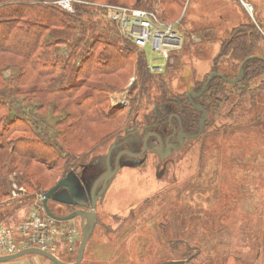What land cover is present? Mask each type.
<instances>
[{
	"label": "rangeland",
	"instance_id": "rangeland-1",
	"mask_svg": "<svg viewBox=\"0 0 264 264\" xmlns=\"http://www.w3.org/2000/svg\"><path fill=\"white\" fill-rule=\"evenodd\" d=\"M47 1L57 6L58 0ZM132 1L71 0L74 12H82V19L73 22V27L86 26L87 37L103 36L115 42L122 38L123 43H118L126 47L124 43L130 41L119 35L118 26L101 16L115 6L137 7ZM245 1L252 4L255 20V14L260 11L258 18L262 25L257 28L263 38L254 52L264 57V25L260 17L264 15V0ZM147 2L155 8H137L157 11L174 8L167 0ZM142 4L146 5V1L142 0ZM179 4L169 20H180L183 16L179 27L182 47L173 53L171 65L150 48L145 49L146 54L136 48L125 69L113 76L123 77L119 79L121 82L116 79L107 82L112 79L107 76L85 80L86 85L73 95V101L70 97L73 90H62L72 84L79 87L82 77L67 80L56 69L50 73L48 66L47 78L44 77L41 85L33 84L38 82L36 76L23 87L30 95L13 96L10 91L17 89L15 84H0L3 86L0 93L9 95L3 100L6 106L2 103L0 107L3 109H0V123L8 125L9 139L22 140L0 147V184L3 191L10 192L9 196L21 186L27 190L24 198L12 202L0 200V223L10 231L9 237L0 238V254L41 246L63 260L74 262L81 241V219L57 221L48 217L43 209L48 188L61 179L65 170L77 164L86 186L109 167L114 168L115 151L110 156L109 149L116 139L134 131L131 127L143 128L149 114L158 118L155 108L166 113L165 119L177 114L176 110L182 113L172 100L186 96L196 83L206 79L213 72L214 60L223 73L234 79L238 77L242 61L227 51L222 55L219 52L232 29L231 19L251 21L241 0H182ZM234 5H240L243 11ZM57 31H51V39L54 36L70 42L80 39L77 27ZM70 42L47 47L44 62H62L63 55L70 50ZM142 53L151 75L145 83L138 70L141 59L143 63ZM117 58L118 63L113 62L115 66L122 60ZM76 63L77 68L79 63ZM16 68L9 71L5 68L0 73L9 81L17 74ZM240 86L244 89L226 84L224 88L231 98L220 106V114L215 108V115L210 113L211 119L206 120L205 131L197 138H186L183 146L166 158L154 152L151 140L146 154H123L117 174L100 184L105 189L96 209L97 223L81 264H164L171 260H189L179 264H264V73L247 78ZM91 88L101 91L104 105L93 104L99 93ZM115 104L119 111H111ZM168 108L174 112L166 111ZM64 109L72 111L74 116L58 125L56 120L62 117L60 110ZM112 118L116 122H110ZM196 130L191 132L196 134ZM121 148L115 147L117 155ZM15 149L23 153L32 151L54 165L43 179L47 187L33 190L22 185L19 169L9 166L10 158L19 153L14 154ZM139 150L138 143L134 144L132 152L140 153ZM32 165L43 168L37 160ZM74 182L75 193L79 195L81 184ZM49 206L62 216L77 209L54 200ZM30 219L33 224L25 230L23 224ZM40 258L30 254L0 264H55Z\"/></svg>",
	"mask_w": 264,
	"mask_h": 264
},
{
	"label": "trees",
	"instance_id": "trees-1",
	"mask_svg": "<svg viewBox=\"0 0 264 264\" xmlns=\"http://www.w3.org/2000/svg\"><path fill=\"white\" fill-rule=\"evenodd\" d=\"M145 1L146 5L142 4V0H133L132 4L137 5V7H146L149 9L155 8L150 7L147 0ZM181 1L182 0H167V2H169L170 5H173L174 8L169 9V11L163 8V10L158 11L160 16L165 19V21H175L173 19H169L172 17V14H176V6L180 5L179 3H181ZM88 7H84V10L90 11L87 9ZM78 11L80 10H77L75 13H69V11L62 9L58 5H53L47 0H0V70L5 68H7V70H13L18 66L21 68H16L17 74L15 75L17 76L12 75L9 81H6L3 78L4 75L0 73V84L4 85L10 83V85H16L17 89L10 91L11 93H14L12 94L13 96L16 94H18L16 96L21 97L27 94L30 95L29 92L26 93L24 90L25 84H28L29 82L32 83L34 79L31 78H35L37 76L38 82L33 84L41 85L43 82L42 80L48 74L46 73L47 70L45 69L47 66L51 68L50 73L56 69V71L62 73V76L67 80H74L76 76L77 78L82 77L81 82H79L81 83L79 84V87L74 86L75 84H72V87L65 86V88L62 90V92H68L70 89L73 90L72 95L70 96L72 99L71 101H73V95H75L76 92L80 90L82 91V86L84 84L86 85L85 80L87 81L93 78L99 79L100 77L107 76L112 78L106 80L107 82H112L109 80L115 79L117 82H121L119 79L123 77L117 76L114 78L113 76L116 75L117 71L125 69L127 63L126 61L132 58L135 53L134 49H136V47L127 41L124 43L126 47H123V44L118 43H123L122 38L120 41L115 42L114 40L107 39L103 36H84L87 30L86 26L82 29L79 25L75 24L74 27L80 29L78 32L80 39H77L75 42H70L68 39L71 44L69 46L70 50L65 53L66 55H63L62 62H58L59 64L57 62H51L50 64L44 62L46 61L44 60V57L47 54V47H53L55 44L63 45L67 44L68 42L66 39L61 40L60 37L55 38V36L53 37L54 39H51L53 36V32L51 33V31L61 30L63 28H74L73 22L82 19V12H80V15ZM180 20H183V16ZM261 38L263 37L261 32L258 31L257 25L250 20L248 22H243L239 26L231 29L229 36L224 39L223 43L220 45V50L222 49V53L219 52V55H222L225 51H227V53H230L232 57L242 61L240 64V67L243 65L244 70L242 80L238 83H230L228 79L233 80L234 78L230 77V75L226 72L223 73L221 70H219L217 67V62L214 60L215 67L213 68V71L222 74L224 78L215 76L208 84V89H206L202 96L198 98L192 97L193 102H191V98H188L189 100L187 99V95H179L176 96L174 100H172L180 107L184 106V108H186V113H183L182 111V113L179 114V117H181L184 128L189 134H193L194 132L191 131H195L196 128V132L199 130L200 121L203 117V113L197 110L194 107V104L204 107V109L209 114V121L212 117L210 116V113L215 115L213 110L217 108L215 112L220 114V106H224L231 98L230 94H228L224 88L226 84L238 86L239 89H244L243 86L240 85L244 83L247 78L264 73V57L261 55H256L254 52L255 48L257 47V43ZM125 50L128 51L126 52ZM219 55L215 59H218ZM117 56L121 57L122 60H120V63L115 66L113 62L118 63ZM140 56L143 57V63L141 59V64L139 65L138 70L142 82L145 83L151 78V75L148 72L150 71V68L147 64L145 55L142 53ZM112 57H115V59ZM111 59L113 60L111 61ZM76 62L79 63L77 68ZM96 71H98V73H96ZM207 79L208 77L202 82L198 84L196 83V86L193 87V89H201ZM57 82L59 84V81H54L56 84ZM91 90L94 89L91 88ZM96 90L98 89L96 88L94 91L98 93L101 92ZM33 93L34 91L31 92V94ZM92 95L93 94H91V96ZM97 95L98 96L93 104L97 103L100 106L104 105V96L100 93ZM8 96V94L0 93V107L3 104L6 106L3 100H7L9 98ZM186 106H188L189 110ZM5 109L7 108L5 107ZM111 111H119L118 106L111 107ZM60 113L62 117L59 120H56L58 125H63L66 121L70 120V118H73L74 116L72 111L66 112V109H64L63 112L60 110ZM156 113L159 119L166 114L165 113L164 115H161L159 111H156ZM149 116L154 118V121H158V118L154 117V114L152 116L149 114ZM114 121L116 122L114 118L110 120V122ZM1 131H3V135L0 134V147H2V145L8 146L14 143L16 144L18 141H22L17 140L19 138L9 139V136H7L9 131L7 124L5 125L4 123H0V132ZM12 131H10V134H12ZM21 146L26 147L27 144H21ZM15 150L14 154H16V152L19 153L10 158L9 166H14L13 169H19L21 177L23 175L22 185L33 190L47 187L43 184V179L45 178L47 172L54 169V165L49 164L45 159L38 158L40 156H37V154H34L32 151L26 150V152L23 153L21 150ZM33 160L40 162L43 168L40 169V166L32 165ZM79 165L80 164L75 165L73 169L65 170L61 178L65 177L71 171H75ZM33 167H35L34 170ZM49 189L50 188H48V190ZM8 193L10 194V192L3 191L1 182L0 200L7 199L9 197Z\"/></svg>",
	"mask_w": 264,
	"mask_h": 264
},
{
	"label": "water",
	"instance_id": "water-1",
	"mask_svg": "<svg viewBox=\"0 0 264 264\" xmlns=\"http://www.w3.org/2000/svg\"><path fill=\"white\" fill-rule=\"evenodd\" d=\"M242 67H243V65L241 66L238 77L236 79H233V80L228 79V81L230 83H236V82H239L242 80V76H243V68ZM215 76L223 77L222 74H220L218 72H213L209 76V79L207 80L203 89L199 93H196L195 90H191L188 92V96L191 97V102H193L192 97L198 98V97L202 96V94L206 91V89H208L207 85L210 83V81ZM194 107L203 113V117L201 118V121H200V128L196 134L180 133L179 137H178V140H179L178 146L173 145V144H168V147L165 150V153H162L163 143H162L161 139L159 138V136L155 132L148 133L145 136L143 150L140 153H134V152L130 151V149L129 150H123L119 155H117V158L115 160L116 165L114 166V168L109 167L107 171H104L105 173L101 174L100 177H98L93 182L92 186L89 183H86V184H88V186L83 185V183H82L83 174L81 173L82 169L79 170L77 168V169H75V171H71L65 177L61 178L52 188H50L48 190L47 193L44 194V198H43V206L44 207H43V209L45 210L48 217H51L52 219L57 220V221H66V220H69V219H72L75 217L76 218L80 217V219H81V241H80V245L78 246L79 249H78L77 258L74 262L64 261L61 258H59L58 255H56L55 253L48 251V250H45V249H42L38 246H29V247L22 248V250H18L17 252H15L13 254L8 253L5 255H0V263H4V262L9 263L10 261L17 260L21 257L23 258L26 255L35 254V255H39V256H42L44 258H47L50 260V262H53L55 264H81V262L83 261L84 255H85L86 247H88L87 246L88 241L90 240V238L94 232L95 225L97 223L98 215H97L96 209H97L99 198L101 197L102 191L105 189L102 187L100 188V184L103 181L106 182L112 176L117 174V171L119 170V168L121 166V157L123 154L126 153V154H130L132 156H140V155L144 154V152L147 150V147H146L147 146V139L151 135H154L160 139V146L157 149V151L161 155L162 158H166L168 155H170L172 153L173 150L180 149L183 146L184 140L186 138H197L198 135L200 136L202 134V132L204 131L205 123H206V120L208 119L209 114L204 109L203 106H200L198 104H194ZM112 148H111V150H112ZM74 181L81 184L79 195H77L75 193L76 191H75V182ZM50 199L55 200L57 202L59 201V203H62V205L63 204H69L72 206H76L77 209H74L72 212H70L67 215H63V216L58 215L50 209V207H49V200ZM69 205H66L65 207H68ZM186 261H189V260H181V261L171 260V261L165 262L164 264H179V263H183Z\"/></svg>",
	"mask_w": 264,
	"mask_h": 264
},
{
	"label": "built area",
	"instance_id": "built-area-1",
	"mask_svg": "<svg viewBox=\"0 0 264 264\" xmlns=\"http://www.w3.org/2000/svg\"><path fill=\"white\" fill-rule=\"evenodd\" d=\"M241 2L247 12L253 17L254 8L252 4L245 0H241ZM56 4L62 9L69 11V13H75L71 0H58L56 1ZM101 17L106 21L116 24L119 29V35L129 40L134 47L140 50L142 49L145 54L146 48H150L158 52V55L161 56L162 60L167 62L168 65H171L174 62L173 53L182 47V34L179 31L181 20L178 19L170 22L164 21L161 19L157 10H147L144 8L128 6H115L113 9L106 10V13L102 14ZM122 103L123 102H118L117 104ZM26 195L27 190L21 186L16 190L13 189L12 195L5 201L12 202V199L19 197L24 198ZM32 224L33 222L30 219V221H26L23 224V228L27 230L31 228ZM3 225L4 223H0V238L2 237L3 239H6L9 237L8 235L10 231L7 228H4L5 226ZM38 247L50 251L46 247ZM13 253L15 252H10L9 254Z\"/></svg>",
	"mask_w": 264,
	"mask_h": 264
},
{
	"label": "flooded vegetation",
	"instance_id": "flooded-vegetation-1",
	"mask_svg": "<svg viewBox=\"0 0 264 264\" xmlns=\"http://www.w3.org/2000/svg\"><path fill=\"white\" fill-rule=\"evenodd\" d=\"M246 10V9H245ZM247 12V10H246ZM250 17V15H248ZM252 17V16H251ZM250 17V18H251ZM253 18V17H252ZM251 18V21L257 25V27L260 28V24L253 18ZM205 37L208 36V34H204ZM241 68V67H240ZM243 68V67H242ZM240 71V70H239ZM214 72V71H213ZM212 72V73H213ZM210 73V75L212 74ZM243 74H244V70H243ZM208 75V79H209V76ZM243 77V76H242ZM207 79V80H208ZM207 82V81H206ZM205 82V83H206ZM205 85V84H204ZM203 85V87H204ZM208 86V85H207ZM197 89V88H194L193 90H195L196 93H199L202 89ZM205 93V92H204ZM203 93V94H204ZM202 94V95H203ZM190 99L191 97L188 96L187 94V99ZM188 99V100H189ZM191 100V99H190ZM188 108V106H186ZM170 108H168V112H174V110H169ZM181 110H183V113L185 112L186 113V108L183 107H180ZM189 109V108H188ZM155 111H159L155 108ZM160 112V111H159ZM167 112V113H168ZM175 113L177 114H174V115H170L166 118V116H162L160 119H158V121H154V118L152 117H146V120H145V126L143 128H140L138 129V127L136 128H133L131 127L130 130H134V131H129L128 134H125V136L123 137H120L118 139H116L114 145H113V148L111 150V148L109 150H111V153H110V156L111 154H113V152L115 151V155H116V158H117V151L115 150V147H118V146H121L123 148H121V151L123 150H129L131 149L130 151H132V147H134V144L138 143V145L140 146V152L143 150V146H144V139H145V136L148 134V133H151V132H155L159 138L161 139L162 143H163V149H162V153H165V150L167 149L168 147V144H173V145H176L178 146L179 145V140H178V137H179V134L180 133H185V134H189L187 132V130L184 128V125L181 121V117H179V112L176 110ZM161 115H164L163 112H161ZM209 117V116H208ZM175 118L177 119L176 121ZM165 119V120H164ZM158 137L154 136V135H151L148 139H147V150L144 152V154H146L150 149V144L153 145L152 149H154V152H158L157 149L159 148L160 146V139ZM152 141V143L149 144V141ZM126 142L127 145H122V143ZM129 146V147H128ZM120 152V151H119ZM118 152V153H119ZM123 156V155H122ZM158 156H160V154L158 153ZM161 157V156H160ZM122 159V157H121ZM114 160V158H113ZM114 162V165H115V160L113 161ZM78 175V174H77ZM98 178V177H97ZM95 178L92 183H91V186L93 184V182L97 179Z\"/></svg>",
	"mask_w": 264,
	"mask_h": 264
},
{
	"label": "crops",
	"instance_id": "crops-1",
	"mask_svg": "<svg viewBox=\"0 0 264 264\" xmlns=\"http://www.w3.org/2000/svg\"><path fill=\"white\" fill-rule=\"evenodd\" d=\"M250 3V2H249ZM234 6H237L240 10H241V6L240 5H234ZM241 7V8H240ZM243 9V8H242ZM241 11H243V10H241ZM259 12L260 11H257V14L259 15ZM258 15L256 16V14H255V17H256V21L259 23V22H261L260 20H259V18H258ZM262 16H264V15H261L260 17H261V19H262V23H263V25H264V17H262ZM221 17L223 18V16L221 15ZM225 17V16H224ZM230 18H232L231 16H230ZM226 19V18H225ZM258 19V20H257ZM240 23H243L242 21H240V19H235V20H232L231 19V23H230V26H232V29L234 28V27H237ZM260 25H262L261 23H259ZM199 35H201V33L199 34ZM78 254V253H77ZM35 257H41L40 259H43V261H47V260H45V259H47V258H42V256H39V255H35ZM76 258H77V256H76ZM37 259H39V258H37ZM49 260V259H48ZM76 260V259H75ZM45 263H47V262H45ZM42 264V263H41Z\"/></svg>",
	"mask_w": 264,
	"mask_h": 264
},
{
	"label": "bare ground",
	"instance_id": "bare-ground-1",
	"mask_svg": "<svg viewBox=\"0 0 264 264\" xmlns=\"http://www.w3.org/2000/svg\"><path fill=\"white\" fill-rule=\"evenodd\" d=\"M50 201H52V199H50L49 202H50ZM54 201H55V200H54ZM58 203H59V201H58ZM60 204H62V203H60ZM63 205H69V204H63ZM49 207H50V206H49ZM50 209H51V207H50Z\"/></svg>",
	"mask_w": 264,
	"mask_h": 264
}]
</instances>
